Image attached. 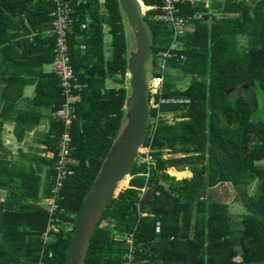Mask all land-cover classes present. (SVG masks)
Masks as SVG:
<instances>
[{"label":"trees","instance_id":"1","mask_svg":"<svg viewBox=\"0 0 264 264\" xmlns=\"http://www.w3.org/2000/svg\"><path fill=\"white\" fill-rule=\"evenodd\" d=\"M63 1L72 10L69 56L80 88L69 129L73 174L57 201L59 231L45 241L49 215L43 200L55 185L54 155L65 131L54 118L65 101L59 80L44 71L54 58V38L46 34L53 5L0 0V264L65 263L79 209L125 114L128 39L118 1ZM178 8L190 30L179 40L178 60L166 62L173 74L156 71L158 52L172 43L169 26L157 19V10L145 12L158 58L153 76L162 77L150 92L143 143L151 162L135 161L128 187L110 201L91 236L84 264H123L129 234L133 264L264 263V121L252 119L254 90H264V0L187 1ZM198 14L201 19L194 18ZM175 75L189 79L186 87L176 86ZM107 80L116 88H106ZM26 86H34V95L20 109L16 104ZM238 88L247 95H233ZM171 98L188 103L161 102ZM43 118L49 128L42 152L53 157L40 152L7 159L3 124L12 119L21 142ZM184 168L191 177L183 178ZM224 183L232 186L242 213L234 216L229 203L204 199L206 189Z\"/></svg>","mask_w":264,"mask_h":264},{"label":"water","instance_id":"2","mask_svg":"<svg viewBox=\"0 0 264 264\" xmlns=\"http://www.w3.org/2000/svg\"><path fill=\"white\" fill-rule=\"evenodd\" d=\"M129 26L133 48L127 53L129 94L121 127L77 214L64 264H84L91 236L110 201L127 187L151 117L150 92L154 74L153 40L142 0H117Z\"/></svg>","mask_w":264,"mask_h":264},{"label":"built area","instance_id":"3","mask_svg":"<svg viewBox=\"0 0 264 264\" xmlns=\"http://www.w3.org/2000/svg\"><path fill=\"white\" fill-rule=\"evenodd\" d=\"M53 5V11L51 13L52 21L51 28L46 31L48 36L54 38V58L51 64L52 72L57 76L59 80V87L61 88V95L65 98V101L61 106L54 112V118L56 121L64 125L65 131L59 138L57 152L55 155L49 153V157L55 156L54 171L56 173L55 185L51 190V197L43 200L44 210L48 213V223L42 234V239L45 241L49 238L50 232H58V225L61 224V218L57 215L59 206L57 201L62 197L60 195L63 181L70 175L73 174L71 169L70 157L74 150V146L71 144V137L69 129L76 118V109L74 101L77 99L75 96V90L80 87L76 82V77L71 66L69 56V45H68V33L73 25L72 10L67 2L63 0H46ZM187 1H199V0H161L162 5L147 7V10H157V19L168 24L172 35V43L169 48L165 51L158 52L159 63L157 65V72H163L166 69V62L171 59H176V51L178 50V43L181 37L190 30L185 17L179 14V4H183ZM206 4L208 0H203ZM195 19H201V15H195ZM85 26L82 25L81 28ZM154 75V74H153ZM154 81H157L156 84ZM157 83L159 84L158 86ZM162 84V77H154L152 81L151 90L154 92L155 89L159 88ZM161 102L169 103H188V99L185 98H171L169 100H161ZM157 107V105H153ZM146 149V148H145ZM148 150V148H147ZM149 152V150H148ZM146 163H150L149 155L147 154ZM148 174L146 173L145 176ZM144 192V188L141 190ZM161 228L160 222L155 224V232L159 233ZM65 230H70V227L65 226ZM132 236H127V242L129 244V250L125 257L123 264H133L134 261V247L132 245Z\"/></svg>","mask_w":264,"mask_h":264},{"label":"crops","instance_id":"4","mask_svg":"<svg viewBox=\"0 0 264 264\" xmlns=\"http://www.w3.org/2000/svg\"><path fill=\"white\" fill-rule=\"evenodd\" d=\"M106 40L110 41V36L107 35ZM45 68L46 66L44 67V71L46 72L52 71V68H50V70H46ZM106 88H116V85L111 80H107ZM33 95H34V86H26L24 88L22 98L16 104L17 108H20V109L27 108L26 107L27 102L30 98L33 97ZM48 128H49L48 121L46 118H43L41 119V121L35 128H33L31 131H27L24 134L21 142H18L16 140L15 133H14L15 122L12 119L5 122L3 124V130H2V139L5 145V150L3 154L7 157V159H10L12 161L18 159L22 155L35 154V153H40V152H41V155H45L49 157V152L46 154L42 152V150L44 149V146L40 143V141L45 138V134L47 133ZM170 169H174V168H170ZM43 170H45L44 167H43ZM181 172L187 173V177H184V178L191 177V172L188 170V168H184V170H182ZM210 190L214 191V189H211V188L206 189L204 193V199L212 200L206 196ZM3 197H4V193L2 192L1 199H3ZM158 250H159L158 252L162 253L165 250V248L163 245H160ZM170 257L172 258V256Z\"/></svg>","mask_w":264,"mask_h":264},{"label":"rangeland","instance_id":"5","mask_svg":"<svg viewBox=\"0 0 264 264\" xmlns=\"http://www.w3.org/2000/svg\"><path fill=\"white\" fill-rule=\"evenodd\" d=\"M123 21H124V31H125V34H126L127 39H128V50L129 49L131 50L133 48V45H134L133 44V38H132V35L130 32L129 26L126 22V19L124 18ZM157 63H158V58L155 55L154 56V64L156 65ZM50 68L51 67L49 65V66H46L45 69L50 70ZM165 71H166V74H173L174 73L170 67H167ZM127 74L125 76V86L124 87L127 89V95H128L129 89H128V76H127ZM180 76L181 75H175L176 80H174V83L176 84L177 87H180V88L183 87L184 88L188 84L189 79L188 78L183 79V78H180ZM156 82L157 81H154L155 84H156ZM158 85L159 84L157 83L156 86H158ZM254 91H255L254 98L257 102V108L253 114L252 119L254 122L264 121V90H262L260 88H255ZM237 93H243V94L247 95V92H244V88H238V89L234 90V93H232V94L234 95ZM150 103H152V102H150ZM148 153L149 152H148L147 148L145 149L143 147L142 149H140V152H139L136 160L139 163L144 162L146 160V156ZM261 164L264 165V161L261 162ZM175 179H178V178L175 177ZM122 187H127V180L125 183H123ZM211 189H214V191L210 190L206 195L209 199H212V200L218 201V202L229 203L230 204V211H231V213H233L234 216L243 212V209L241 208L239 203L235 201V192L233 191V188L230 184H225V183L224 184H218L216 187H213ZM260 264H264V263H260Z\"/></svg>","mask_w":264,"mask_h":264},{"label":"bare ground","instance_id":"6","mask_svg":"<svg viewBox=\"0 0 264 264\" xmlns=\"http://www.w3.org/2000/svg\"><path fill=\"white\" fill-rule=\"evenodd\" d=\"M126 182V180L124 181V182H122L121 184H120V186L119 187H121L122 188V185H123V183H125Z\"/></svg>","mask_w":264,"mask_h":264}]
</instances>
